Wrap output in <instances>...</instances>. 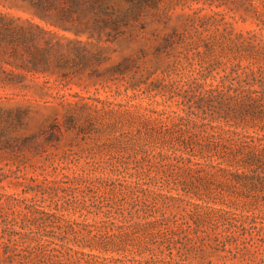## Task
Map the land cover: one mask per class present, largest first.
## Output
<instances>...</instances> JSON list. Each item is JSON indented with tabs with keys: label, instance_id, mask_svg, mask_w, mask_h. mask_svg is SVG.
Here are the masks:
<instances>
[{
	"label": "rangeland",
	"instance_id": "1",
	"mask_svg": "<svg viewBox=\"0 0 264 264\" xmlns=\"http://www.w3.org/2000/svg\"><path fill=\"white\" fill-rule=\"evenodd\" d=\"M264 264V0H0V264Z\"/></svg>",
	"mask_w": 264,
	"mask_h": 264
},
{
	"label": "trees",
	"instance_id": "2",
	"mask_svg": "<svg viewBox=\"0 0 264 264\" xmlns=\"http://www.w3.org/2000/svg\"><path fill=\"white\" fill-rule=\"evenodd\" d=\"M75 0H72V2H74ZM119 262H121L122 264H124V260H117Z\"/></svg>",
	"mask_w": 264,
	"mask_h": 264
}]
</instances>
